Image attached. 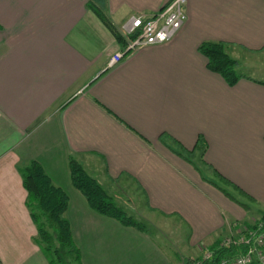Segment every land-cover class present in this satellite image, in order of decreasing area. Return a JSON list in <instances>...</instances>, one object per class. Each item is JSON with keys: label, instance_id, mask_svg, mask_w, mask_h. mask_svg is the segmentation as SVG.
I'll return each mask as SVG.
<instances>
[{"label": "crops", "instance_id": "0c3cea01", "mask_svg": "<svg viewBox=\"0 0 264 264\" xmlns=\"http://www.w3.org/2000/svg\"><path fill=\"white\" fill-rule=\"evenodd\" d=\"M170 1L0 0L1 264H49L25 206L21 170L32 161L68 197L72 264H184L264 217V0H186L170 43L104 71L123 42L89 4L120 33ZM217 42L242 76L234 86L198 50ZM200 139L210 168L199 152L193 161L204 176L170 149L190 152ZM70 160L145 230L92 211L70 183ZM212 169L255 200L249 209L212 183Z\"/></svg>", "mask_w": 264, "mask_h": 264}, {"label": "trees", "instance_id": "16d2710c", "mask_svg": "<svg viewBox=\"0 0 264 264\" xmlns=\"http://www.w3.org/2000/svg\"><path fill=\"white\" fill-rule=\"evenodd\" d=\"M89 8L102 21L106 28L109 29L116 41L121 44L123 37L111 21L93 3L89 4ZM226 46L227 44L223 42L204 43L198 50L206 57L207 68L211 72L220 75L227 85L234 86L242 76L236 72V61L226 53ZM169 140L175 145L179 144L174 139L169 138ZM205 149L204 141L200 139V143H198L194 150L185 152L180 149L182 153L181 158L193 164L194 156L196 152H199L200 159L198 162L200 165L209 166L202 160ZM183 154L186 156L184 157ZM193 165L201 173V169L197 164ZM68 169L71 185L86 199L92 211L117 221L123 227L136 228L139 231L145 230V227L140 222L128 216L121 206L114 203L104 189L76 161L70 160ZM212 172L219 181L213 180L212 183L221 192L244 208H250L249 203L255 201L253 198L233 185L214 169H212ZM21 179L22 186L27 194L25 206L36 228V235L33 241L40 248L48 263L72 264L73 261H79V251L73 243L70 224L64 218V213L68 207L66 193L61 188L52 184L42 166L35 161L30 162L21 170ZM227 188L233 189L237 195L245 198L247 203L239 201ZM259 221L264 224V217ZM251 226L248 225V227ZM246 250L247 247L244 245L224 247L221 241H218L203 251V253H209L208 258L200 255L197 258L186 259L184 264H221L224 259L244 254Z\"/></svg>", "mask_w": 264, "mask_h": 264}, {"label": "built area", "instance_id": "2783aa9c", "mask_svg": "<svg viewBox=\"0 0 264 264\" xmlns=\"http://www.w3.org/2000/svg\"><path fill=\"white\" fill-rule=\"evenodd\" d=\"M187 20L186 0H171L154 15L137 14L124 22L119 30L123 37L122 50L113 55L104 71L117 67L124 57L148 47L170 43L182 29ZM124 51V52H123ZM224 247L244 245V254L226 258L221 264H264V224L257 222L246 226L236 234H230L221 240ZM199 248V247H198ZM204 258L209 253H203Z\"/></svg>", "mask_w": 264, "mask_h": 264}, {"label": "rangeland", "instance_id": "374dc122", "mask_svg": "<svg viewBox=\"0 0 264 264\" xmlns=\"http://www.w3.org/2000/svg\"><path fill=\"white\" fill-rule=\"evenodd\" d=\"M170 149H171V151L173 152V154L175 155V156H177L178 158H181V150L180 149H178V148H175V147H170ZM180 153V154H179ZM183 156L185 157L186 155L185 154H183ZM182 159H184V158H182ZM194 162V161H193ZM194 164H196V162H194ZM199 165V164H198ZM197 165V166H198ZM200 166V165H199ZM198 166V167H199ZM200 168H201V166H200ZM196 171H198V170H196ZM201 174H202V176H204V172H202L201 171ZM208 175H207V173H205V177L206 178H208L207 177ZM96 181V180H95ZM97 182V181H96ZM127 214V213H126ZM104 217V216H103ZM261 220V219H260ZM257 222H260L259 220H257ZM256 222V223H257ZM263 223V222H262ZM164 236H162V235H160V237L158 238V235H155V240H158V239H160V241L158 240V243L160 244V246H161V249H162V251L163 252H165V254L167 255V256H169V257H171V254H172V250L169 248V246H171L172 245V243H168V241L166 242L165 240H164V238H163ZM171 244V245H170ZM187 255H189V254H187V251H185V252H183L182 253V257H187ZM201 255H202V253H201Z\"/></svg>", "mask_w": 264, "mask_h": 264}]
</instances>
